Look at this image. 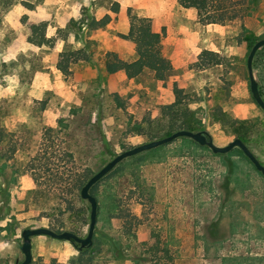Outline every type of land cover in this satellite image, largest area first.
<instances>
[{"label":"rangeland","instance_id":"rangeland-1","mask_svg":"<svg viewBox=\"0 0 264 264\" xmlns=\"http://www.w3.org/2000/svg\"><path fill=\"white\" fill-rule=\"evenodd\" d=\"M18 1L6 12L0 6V264L22 261L23 229L61 228L86 235L88 203L64 201L62 183L56 185L54 176L76 169L92 175L116 154L165 137L169 118L161 117L160 107L174 101L173 82L184 90L188 107L214 145L238 138L264 165V110L252 99L246 69L251 45L264 38V0H218L223 10L213 14L231 18L209 27L197 22V45L176 54L182 70L173 69L164 82L145 73L137 79L138 88L116 74L108 81L105 71L113 58L129 62L134 42L106 25H90L104 17L105 9L111 11V0H100L99 10L85 0L90 5L71 10L77 13L71 19L60 14L69 8L58 12L57 5L83 0L49 4L53 13L44 35L50 24L56 34L52 47L30 38L37 17L17 13L16 29L6 22L14 6L30 11L21 2L34 8L43 2ZM16 38L21 45L9 52ZM57 39L68 41L61 53L72 52L65 73L56 69L60 53L52 49ZM203 50L218 53L220 64H196ZM253 61L264 99V47ZM48 140L68 146L73 163L59 161L56 168L40 160L32 171L38 148ZM154 149L121 161L95 186L98 241L93 237L92 250L80 257L67 241L34 236L30 264H264V177L234 153L230 182L225 160L181 138ZM33 172L41 173L39 184ZM126 212L127 221L135 224V240L122 233L125 220L119 216ZM112 242L119 243L120 252L111 251ZM165 247L170 260L161 251Z\"/></svg>","mask_w":264,"mask_h":264},{"label":"trees","instance_id":"trees-1","mask_svg":"<svg viewBox=\"0 0 264 264\" xmlns=\"http://www.w3.org/2000/svg\"><path fill=\"white\" fill-rule=\"evenodd\" d=\"M19 3L18 0H0V6L4 12H6L11 6L16 5ZM24 7L28 10H32L34 5L28 2H21ZM218 0H178V4L183 8H191L195 10L198 22L202 25H209V24H218L224 25L226 20L230 18L224 17L222 14L214 15L213 13L217 11H222V6L218 4ZM118 11V4L114 3L112 5L111 12L117 13ZM127 16L129 20V28L126 35H121L122 38L129 39L134 42V52H135V59L132 61H122L117 58H113L112 61H107L105 63V71L107 74H113L118 71H123L125 76L128 79H133L140 76L144 72H148L152 75V79L154 81H166L168 77L173 72V67L169 61L163 54L161 50V40H162V33L153 31L151 27V20L147 17L138 16L137 14H133L131 9H127ZM110 21V17L105 15L100 20L93 19L90 22V25L94 28H103L108 22ZM46 22H41L37 25H33L30 28V38L36 40L40 45H46L48 47H52L54 43V39L52 38H45L44 32L46 28ZM255 43V42H254ZM253 43V44H254ZM252 44V45H253ZM251 45V47H252ZM250 47V48H251ZM257 53V52H256ZM72 52H63L59 54L60 62L56 64V69H58L61 73L66 72L67 62L69 57L71 56ZM204 63L206 65H219L220 58L218 53L203 50L198 56V62L196 64ZM254 62V61H253ZM201 64V65H204ZM260 93V92H259ZM172 94L174 96V101L169 105H164L160 107V114L161 117H168L169 118V126L168 131L165 136L170 135L171 133L178 131V130H188L192 132L201 131L200 121L195 117V111L188 107L189 101L186 100V94L182 88H179L175 82L172 84ZM261 95V94H260ZM46 131L52 132V129H47ZM204 131V130H202ZM179 139V138H178ZM182 140H187L191 142L192 145L199 147L194 141L188 138H181ZM164 145L155 148L154 150H159L163 148ZM201 148L208 149L205 146H201ZM63 149V150H62ZM63 151V152H61ZM251 151V150H250ZM236 153L238 156L244 158L245 160L249 161L243 153L238 149L234 148L227 154H214L220 156L223 160L227 162V176L228 178H233V174L235 171V165L231 160V155ZM134 157V156H132ZM40 160H45L46 162L53 164L56 168L58 166V162H67L73 163L74 156L70 148L67 146L62 148L59 144H54L52 141L48 140L47 144H42L37 152L33 162L30 164V169L32 171L38 170L40 165ZM35 161L38 163L35 165ZM118 167V166H116ZM116 167L108 173L104 178H102L99 182L104 180L105 178L109 177L114 171ZM68 172V170H67ZM32 174V178L36 184H39V180H43L41 173ZM69 174L65 173V177L55 175L56 185L61 182L60 189L61 192L59 193V197H62L64 201H72L74 199H80L79 192L84 183L87 179L91 176L86 170L78 171L77 169L74 171H69ZM97 182L94 186L90 189V194L94 195V188L99 183ZM53 184V183H52ZM55 185V184H53ZM56 191V188L54 189ZM36 190H32L31 193L34 194ZM56 194V192H53ZM66 197H71V200H68ZM70 205V204H69ZM98 209V203H97ZM127 213V212H126ZM123 218L122 224V233L128 237H131L135 240L134 234L131 233L132 227L135 224L129 223L127 220L130 215L127 213L124 216H119ZM55 232L66 231L63 229H51ZM93 233L94 239L96 238V233ZM73 232V231H70ZM74 233V232H73ZM76 234V233H74ZM77 235V234H76ZM93 239V238H92ZM98 241V240H97ZM97 243V242H96ZM159 242H157L158 244ZM92 246L95 243L92 242ZM99 246V244H96ZM142 246L146 245L145 242L141 243ZM111 251L113 252H120L121 248L118 242L111 243ZM92 250V247H86L82 250L78 251L80 257L85 255L88 251ZM153 250V249H152ZM154 252L156 250H153ZM164 256L166 259L170 260V256L168 253V249L165 247L163 248ZM137 261L138 260H134Z\"/></svg>","mask_w":264,"mask_h":264},{"label":"crops","instance_id":"crops-1","mask_svg":"<svg viewBox=\"0 0 264 264\" xmlns=\"http://www.w3.org/2000/svg\"><path fill=\"white\" fill-rule=\"evenodd\" d=\"M59 0H43L42 4L35 7L33 10L24 11L20 6H14V9L8 12L5 15L6 22L9 23L13 29L15 27V15L17 13H26L31 20L33 17H37L32 20V23H41L47 22L49 17L51 18L50 13H53V10L49 4L57 3ZM100 0H91L94 8L96 10L101 9ZM113 3L118 4L117 13H112L108 9H105L101 14L102 16L108 15L110 17V21L106 24L105 29L108 31L113 30L117 34L126 35L129 28V20L127 16V9L130 8L135 12L138 16L147 17L151 20V27L153 31L162 33L161 40V50L162 54L169 59L173 69H181L182 64L176 59L177 52L187 51L188 48L197 45V33H196V24L198 22L197 15L195 10L191 8H183L178 4V0H111ZM90 1H79L76 4L71 2L70 5L67 3H62L61 5H57L58 12L60 8L68 7L70 9L65 8V10H61L60 14H63L68 19L75 18L77 13L74 14L71 10H76L80 6H85ZM49 5V6H48ZM92 5V4H91ZM56 6V5H53ZM92 7V6H91ZM204 27L209 26H217V24H209L203 25ZM45 36V35H44ZM56 37V34L51 30V25H48L46 29L45 38ZM126 39V38H125ZM129 40V39H128ZM68 41H63L62 39H57L52 50H56L57 53H61L64 50L65 45ZM21 42L19 39H14L9 47L8 51L11 52L16 50L17 47H20ZM32 45V44H31ZM134 47V46H133ZM109 48H106L108 50ZM120 58V56H119ZM121 59V58H120ZM135 59L134 56L129 59L132 61ZM126 61V60H124ZM149 74L148 72L142 73ZM118 75L121 79H124L128 84L134 83L136 88L142 87L141 84L138 83L137 79L140 77H136L133 79H128L123 71H118L113 74L108 75V81H110L112 76ZM152 78V76H151ZM161 82V81H155ZM181 87V86H180Z\"/></svg>","mask_w":264,"mask_h":264},{"label":"water","instance_id":"water-1","mask_svg":"<svg viewBox=\"0 0 264 264\" xmlns=\"http://www.w3.org/2000/svg\"><path fill=\"white\" fill-rule=\"evenodd\" d=\"M264 47V38L258 39L250 48L249 53L246 59V69L249 81V90L252 96V99L257 104V106L264 110V99H262L257 82L255 81L252 73V61L256 54V52ZM178 138H188L194 141L199 146L207 147L213 154H227L233 148H238L242 151V153L248 158V160L252 163L256 170H258L262 175H264V165L260 164L259 161L255 158L252 152L247 148V146L238 138H234L232 141L227 143L225 146H216L214 145L212 139L205 131H188V130H178L171 133L168 136L152 140L149 142H145L143 144H139L130 149L124 150L119 154H116L113 158H111L107 163H105L100 169L94 172L84 183L82 188L80 189L79 196L80 199L86 201L88 203V226L87 232L84 237H79L70 231H61L55 232L46 227H38V228H26L21 231L22 243L19 246V250L23 255V259L19 264H30L31 262V238L34 236H47L49 238L67 241L71 243L75 248L80 251L83 248L89 247L92 244L93 233L96 224V216H97V201L96 198L90 194V189L97 182H99L102 178H104L108 173H110L121 161L126 158L135 156L139 153L157 148L159 146L168 144L175 139Z\"/></svg>","mask_w":264,"mask_h":264},{"label":"flooded vegetation","instance_id":"flooded-vegetation-1","mask_svg":"<svg viewBox=\"0 0 264 264\" xmlns=\"http://www.w3.org/2000/svg\"><path fill=\"white\" fill-rule=\"evenodd\" d=\"M248 148V147H247ZM249 149V148H248ZM240 150V149H239ZM250 150V149H249ZM241 151V150H240ZM242 152V151H241ZM244 155V154H243ZM245 156V155H244ZM246 157V156H245ZM247 158V157H246ZM256 158V157H255ZM248 159V158H247ZM257 159V158H256ZM258 160V159H257ZM251 165L252 163L250 161H248ZM260 163V162H259ZM261 164V163H260ZM253 169L256 171V173H258L261 177H264V175H262L258 170L255 169V167L252 165ZM229 181L231 180L230 178L228 179ZM231 182V181H230Z\"/></svg>","mask_w":264,"mask_h":264}]
</instances>
